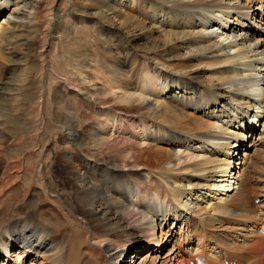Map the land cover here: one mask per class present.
Wrapping results in <instances>:
<instances>
[{
    "label": "bare ground",
    "instance_id": "1",
    "mask_svg": "<svg viewBox=\"0 0 264 264\" xmlns=\"http://www.w3.org/2000/svg\"><path fill=\"white\" fill-rule=\"evenodd\" d=\"M42 1L0 0V68L31 72L42 38L46 136L7 161L0 144V264H264V179L261 199L246 198L264 158V0H53L44 29ZM72 36V85L53 99L51 56ZM4 85L18 111L24 81ZM14 116H0V137ZM33 197L47 211L26 207Z\"/></svg>",
    "mask_w": 264,
    "mask_h": 264
},
{
    "label": "rangeland",
    "instance_id": "2",
    "mask_svg": "<svg viewBox=\"0 0 264 264\" xmlns=\"http://www.w3.org/2000/svg\"><path fill=\"white\" fill-rule=\"evenodd\" d=\"M42 2L43 3L41 6V12L43 13V17H45V19L43 20V26H44L43 29H44L46 27V22H47L46 19L48 17L49 11L52 7L53 0H43ZM67 4L64 5V8H61L64 16L67 15L69 12L68 11L69 6ZM62 6H63V4H62ZM125 6H126V4H124L123 7H125ZM130 6H132V5H130ZM254 6H256V4ZM71 21L69 22V20H67L68 24L70 23L72 25L70 30L73 27H76L78 29V30H76V32H78V31L82 32L83 37H85L87 44H89L91 47L95 46L96 51L99 53L100 52L102 53L103 50L105 51V49L102 46L100 48V46L98 44L94 45V43H93V39L97 38V36H96L97 31L95 28H92V26H88V30H85L84 28L79 27L75 23L74 20H71ZM40 34H42V31L40 32ZM73 36L76 37L75 33ZM73 36L71 37L72 39L70 41L68 39H66V37H61L60 40L58 41L56 48H55L56 50H54V52L51 56L53 59H55L58 56L57 63L55 65V74L53 75V81L51 84L52 89L49 92L50 97H53V99L55 97H61L66 101L67 98L64 97L65 95H64L63 91H61L60 94H59V92H60L62 86L72 85V84L66 83L67 73H66L65 69L63 68V65H64L63 62L67 61V60L71 61V57L74 55V53L72 51V46L70 45V42L73 41ZM100 44H102V43H100ZM37 46H38V48H37L38 54H34V58L31 57L32 58L31 61H33V62L35 61L36 63L34 64V66H30V64L28 65L30 67L31 72H28L25 74L24 72H22L23 68H21V67L18 69H15V70L13 69V71L5 70V69H3V67L0 68V89H1L0 90V114H1L0 116L4 117L7 115H14V114H15L14 118L17 116L16 119L13 118L14 121L12 123L7 124L6 131H5L6 132L5 138L0 137V144H2L4 147H6L7 151L10 150L9 153L3 155L4 161H7L6 159L16 158L15 156H16L17 149H18V153L19 152L24 153L25 150H27V148H29V147H33V146L38 145V144H39V147H44L46 144V140H45L46 136L44 135V133H42L43 132V130H42L43 120L41 117H38V116L36 117V115L39 111L38 101H39V97L41 94L40 90H41V82H42V78H43L41 75V61H40V55H39V53L42 49V47H41L42 46V38L39 40V43ZM106 47H107V50H109V52H112V54H115V55L117 54V52H116L117 48L110 47V46H106ZM23 49H24L23 46L20 49L17 48L16 53L18 54V56L17 55L14 56V59H13L15 61L14 65H17L18 63H23L22 62V60L24 58L23 53L25 51ZM87 55L89 56V54H87ZM91 60L93 62H96L95 58H92ZM92 65L94 67V69H93L94 73H96V75H97L96 76L97 81L95 83H97V84L99 83V85L111 84V83H108L110 81L108 79L109 72L104 70L102 66H100L101 70H99L98 68H95L96 64L92 63ZM20 79H21V81H24V88H23V91L20 93V95H18L19 100H20L19 109H18V111L14 112L13 108L8 107V106H10V104L8 106L5 104L6 103L5 101L9 99V95H8V93H9L8 89L9 88L5 87L4 83L7 82L9 84H14V83H17V81L20 82ZM14 86H16V85H14ZM75 90H77V89H75ZM144 91H146V92H144V94L147 93L146 89ZM11 93H12V91H11ZM66 95H70V92H66ZM112 104L117 105L116 102H112ZM2 110H3V112H2ZM8 111H10V112H8ZM5 112H7V113H5ZM91 112L92 111L88 112V115L90 117H92ZM8 113H10V114H8ZM16 113H18V114H16ZM82 113H85V110L82 111ZM86 118H84V119H86ZM15 121H16V123H15ZM79 127L84 131L88 128V127L85 128V126L82 127L81 121L79 123ZM131 130H132L133 136L136 135L135 134L136 132L139 135L141 134V132L137 131L136 127H134V126L131 127ZM60 136H61L60 134H57V135L53 134V139H55V137H56L57 140H55L56 142L54 141L50 146V148L53 151V155L51 156V162L48 166L49 171L52 172L53 181H54L55 185L58 186L59 189L63 184H66L65 181H67L64 178L66 172L63 171L62 168H57L58 165H61V160H64L63 158L60 159V156L55 153V152H57L55 146L58 147V146L62 145V139ZM192 150L194 152H196V151L198 152V150H196L195 147H193L190 151V154L193 153ZM13 152H14V154H13ZM37 154H39V151H37ZM36 157H38V156H36ZM253 158H254L255 166L261 170L262 174L257 176L258 178H260L258 181L252 180L250 183V188L246 194V198L248 200H250L251 203H253V201L255 199H258V198L261 199L260 197L262 195H259V193L261 192V187L263 185L262 181L264 179V158L262 161L257 159L255 156ZM2 175H3V173H0V178ZM4 185H6V184H4ZM4 187H5L4 188L5 191L8 190L7 186H4ZM66 189H67L66 191L72 192L70 185H67ZM10 190H12V189H10ZM36 199H37L36 197H33L32 200L34 201ZM33 201H31L29 203V205L27 204L26 207H28L29 209L47 211V208L43 207V206H47V204L45 202L40 204V202L38 203V202L34 201V203H33ZM255 202L257 205L259 204V201H255ZM255 202L253 204V208L255 207L254 209L257 210L256 207H258V206H255ZM40 205H41V207H40ZM25 211H26V213H29L28 209H25ZM172 246L173 245H171L169 248H171ZM124 260L125 259L123 258V261ZM119 263H121V262L119 261ZM112 264H116V261H113Z\"/></svg>",
    "mask_w": 264,
    "mask_h": 264
}]
</instances>
